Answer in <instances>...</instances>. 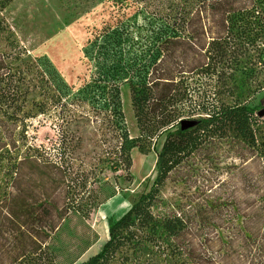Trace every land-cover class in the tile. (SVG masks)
<instances>
[{
  "label": "trees",
  "instance_id": "obj_1",
  "mask_svg": "<svg viewBox=\"0 0 264 264\" xmlns=\"http://www.w3.org/2000/svg\"><path fill=\"white\" fill-rule=\"evenodd\" d=\"M103 1L108 19L82 50L94 78L78 88L46 57L29 58L0 19V263L54 264L41 250L51 235L69 213L87 220L122 191L136 150L156 154L149 191L107 221L102 249L78 264H264V97L253 105L264 92V0ZM81 107L116 141L102 199L78 196L65 161L27 142L33 121L48 119L64 157ZM95 242L85 238L71 264Z\"/></svg>",
  "mask_w": 264,
  "mask_h": 264
},
{
  "label": "rangeland",
  "instance_id": "obj_2",
  "mask_svg": "<svg viewBox=\"0 0 264 264\" xmlns=\"http://www.w3.org/2000/svg\"><path fill=\"white\" fill-rule=\"evenodd\" d=\"M108 4L103 0H12L0 10V19L14 32L29 58L46 57L69 87L78 88L84 80L94 78L91 64L82 50L89 32L108 19L111 11ZM120 96L126 129L130 137H134L137 128L127 86L120 88ZM263 97L264 92L258 94L253 105ZM78 112L80 114H75L74 118L70 115L69 135L62 139L68 146L64 157H61L62 150L58 146L59 134L48 119L33 121V126L28 129L30 141L27 142L45 148L54 160L65 161L68 175L71 172L76 180L73 186L76 184L78 196L85 198L94 192L92 197L96 193L102 199L101 187L114 186L115 175L107 167V159L116 141L112 134L104 130L100 118L95 119L86 107L78 108ZM160 144L161 140H158L156 150ZM155 162V152L141 155L133 150L129 170L132 179L128 184L121 182L122 191L104 201L87 220H79L69 213L41 250L53 256L54 264H71L83 248V240L95 235L96 242L74 264L97 254L107 240V221L121 217L141 195L149 191L155 177ZM172 192L168 187L167 199L175 198Z\"/></svg>",
  "mask_w": 264,
  "mask_h": 264
},
{
  "label": "water",
  "instance_id": "obj_3",
  "mask_svg": "<svg viewBox=\"0 0 264 264\" xmlns=\"http://www.w3.org/2000/svg\"><path fill=\"white\" fill-rule=\"evenodd\" d=\"M258 115H259V116L264 115V111H260V112L258 113Z\"/></svg>",
  "mask_w": 264,
  "mask_h": 264
}]
</instances>
